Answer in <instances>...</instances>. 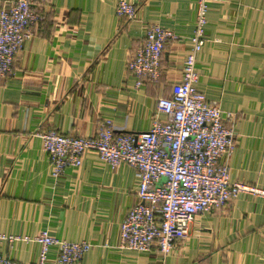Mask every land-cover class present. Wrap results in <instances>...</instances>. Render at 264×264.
I'll list each match as a JSON object with an SVG mask.
<instances>
[{
    "label": "crops",
    "instance_id": "crops-1",
    "mask_svg": "<svg viewBox=\"0 0 264 264\" xmlns=\"http://www.w3.org/2000/svg\"><path fill=\"white\" fill-rule=\"evenodd\" d=\"M10 0H0V9ZM43 0L39 20L16 53L10 74L0 75V253L34 262V238L46 229L68 241H86L83 264H264V197L241 194L220 209L195 216L188 235L168 255L155 248H120L119 224L138 202V177L125 162H102L84 154L78 167L54 179L38 133L95 134L111 119L115 133L137 135L165 116L157 99L181 78L194 0ZM205 45L196 55V86L222 111L234 132L232 150L221 159L230 181L264 189V0H210ZM152 24L179 34L162 52L157 82L137 78L127 63ZM51 251L49 263H56Z\"/></svg>",
    "mask_w": 264,
    "mask_h": 264
},
{
    "label": "built area",
    "instance_id": "built-area-1",
    "mask_svg": "<svg viewBox=\"0 0 264 264\" xmlns=\"http://www.w3.org/2000/svg\"><path fill=\"white\" fill-rule=\"evenodd\" d=\"M43 0H10L0 9V75L11 73L13 60L32 36L31 26L39 20L33 10ZM210 0H194V28L188 36L190 52L185 56L179 81L173 83L168 97L157 99L156 108L165 118H155L151 127L137 135L115 133L111 119L103 120L95 134L68 136L50 129L38 133L54 179L66 168L78 167L84 154L94 152L110 166L125 162L136 171L138 202L119 224L120 248L148 252L155 248L168 255L175 240L188 235L195 216L220 209L241 194L264 197V189L230 181L229 168L221 159L234 145V132L224 126L222 111L196 86V55L205 45L204 26ZM116 14L132 19L136 7L118 0ZM174 30L152 24L142 44L128 61V70L137 78L157 82L161 76L164 46L179 38ZM18 240L0 232L2 240ZM39 245L34 262L21 263L0 253V264H50L51 251L55 264H83L90 249L86 241H68L51 235L46 229L34 238L24 237Z\"/></svg>",
    "mask_w": 264,
    "mask_h": 264
}]
</instances>
